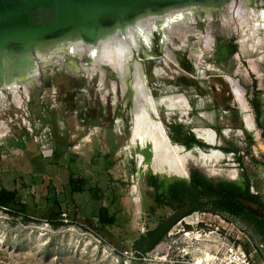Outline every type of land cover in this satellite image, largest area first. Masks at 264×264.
<instances>
[{
  "label": "rangeland",
  "instance_id": "374dc122",
  "mask_svg": "<svg viewBox=\"0 0 264 264\" xmlns=\"http://www.w3.org/2000/svg\"><path fill=\"white\" fill-rule=\"evenodd\" d=\"M251 1L248 7L259 15L252 16L242 29L229 22L225 28L216 19L209 47L200 35L189 36L182 45L173 34L165 38L161 29L164 50L171 48L174 62L165 57L164 51L160 60L147 63L145 78L157 100L177 99V106L187 111L185 117L174 105L160 111L167 133L178 147L186 149L182 144L187 131L211 128L219 137L216 147L233 143L242 150L238 155L241 164L237 155L223 151L227 159L219 162L190 160L186 170L190 178L185 182L190 183L194 171L215 183L244 185L249 180L251 192L259 194L264 202V114L259 127L249 103L255 97L257 81V96L264 112V77L260 79L253 68L255 62L264 75V0ZM214 14L218 18L224 15V9ZM203 19V13L197 12L193 25L202 35L208 29ZM233 44L238 52L232 55ZM66 55L62 59L53 57L48 64V76L56 85L44 87L37 76H32L19 81L16 88L1 91L0 184L9 193L17 191L16 199L28 205L31 215L0 210V264H195L200 259L207 264L206 257L226 242L227 233H233L231 241L241 237L256 264H264V234L253 218L233 217L221 211H193L182 216L163 240L144 251L150 239L141 240L142 235L162 222L169 225L180 213L169 206L153 211L156 188L149 185V171L158 177L155 183L161 191H168L181 178L170 172L155 173L148 160L149 146H131L129 96L115 99L111 76L101 79L93 73L89 78L93 90L90 94L77 91L61 95L57 86L60 79L52 75ZM82 62L78 60L77 67ZM39 67L41 70L43 64ZM107 72L113 73L110 69ZM228 77L238 79L242 86L257 126L255 133L245 128ZM27 81L32 83L28 95L23 86ZM247 133L253 140L247 139ZM71 174L84 181L83 192H73ZM250 206L264 220V208ZM103 207L116 217L114 225L99 222ZM60 211L63 222L56 227L50 219Z\"/></svg>",
  "mask_w": 264,
  "mask_h": 264
},
{
  "label": "bare ground",
  "instance_id": "6f19581e",
  "mask_svg": "<svg viewBox=\"0 0 264 264\" xmlns=\"http://www.w3.org/2000/svg\"><path fill=\"white\" fill-rule=\"evenodd\" d=\"M249 2L252 1L183 0L168 2L160 6H142L136 13L133 24L129 21L127 22L124 15H107L93 24L90 30L92 37H85L82 34L77 38H73V29L53 34L48 39L50 44H53L48 46L51 52L48 58L52 59V53L63 51L62 48L65 46L67 47V53L73 55L76 60H83L78 69L83 70L89 78L93 73L99 72L100 78L104 79L106 76L104 68L111 69L115 76V80L112 82L115 99H119V97L125 98L129 93H132L133 96L132 108L129 110L133 125L131 130L132 136L130 138L131 146L135 143L142 148L153 146V152H150L153 153V157L151 155L150 167L155 173L164 174L170 172L174 173L178 178L187 179L186 170L190 160L200 158L205 162H219L226 160L227 157L221 150L215 149L220 142L217 133L211 128H196L195 132L199 139L215 146L212 151H200L195 147L196 150L189 152V150H183L171 141V137H169L161 117V108L174 105L183 117L186 116L187 111L177 106L179 103L177 99L165 98L161 101L157 100L153 93V98L151 97L150 88L147 85L143 72V65L134 57L141 47L139 33H141L140 39L142 38L147 43L153 32L162 28L165 38H168L169 34H173L178 37L182 45H184L185 40L189 36L200 35L205 39V46L209 47L214 37L212 24L216 19L222 21L225 28H227L226 22H229L230 26L242 29L249 25L252 16L259 15L258 11H253L248 7ZM221 7L224 9V15L221 16L220 14L216 18L217 15L215 16L214 12L220 10ZM197 12L203 13V20L208 23L206 34L202 35V33L193 27ZM188 22L190 23L188 24ZM165 43L164 40V47ZM170 49L167 47L165 57L170 62H174ZM175 49L176 51L180 50V48ZM0 52L4 58L9 57L10 59H14L16 55V50L11 49L7 44L0 47ZM26 55L31 61H36L38 57L41 58V61L47 60L42 53L35 51L32 47H28ZM254 64L253 68L255 72L262 79L264 77L262 70H257V64L255 62ZM159 71L158 69L157 72ZM31 72L32 68L27 67L20 71V75L30 74ZM9 80L10 82L7 83L8 80L3 79V84L10 85L7 87H18V82H15L12 78ZM227 81L232 87L236 101L241 106L246 129L255 133L257 126L250 113L249 106L245 103V96L239 80L228 77ZM31 85L30 81L23 84L26 95L29 94ZM17 97L16 102L20 104V97ZM1 103L2 96L0 91ZM170 109H173V107ZM138 158L142 164L144 157L141 153ZM206 258V263L211 264L212 260L215 259V254H208ZM195 264H205L204 259H200Z\"/></svg>",
  "mask_w": 264,
  "mask_h": 264
},
{
  "label": "water",
  "instance_id": "95a60500",
  "mask_svg": "<svg viewBox=\"0 0 264 264\" xmlns=\"http://www.w3.org/2000/svg\"><path fill=\"white\" fill-rule=\"evenodd\" d=\"M172 1L183 0H0V47L7 44L11 49L16 50L14 59L4 58L0 52V91L10 86L3 84V79H7V83L11 78L19 82L39 75V66L41 64L47 66L51 61L48 58L51 55L48 46L53 44H50L48 39L53 34L73 29V38L82 34L85 37H92L90 30L93 24L104 16L124 15L126 21L133 24L134 17L142 6H160ZM139 34L140 40L141 33ZM28 47L42 53L47 60L41 61L38 57L36 61H31L26 55ZM62 50L58 53L53 52L52 56L62 57L68 54L67 47L63 46ZM140 63L142 65V62ZM27 67L32 68V72L20 75V71ZM150 93L153 98L151 88ZM193 133L198 140H201L195 129ZM203 142L209 147H215ZM197 148L200 151L213 150V148ZM148 149L149 152H153L154 147ZM193 150L196 148L189 152ZM151 155L153 157V153ZM186 175L187 179L184 180L187 181L190 178L189 172ZM167 178L172 177L167 176Z\"/></svg>",
  "mask_w": 264,
  "mask_h": 264
},
{
  "label": "trees",
  "instance_id": "16d2710c",
  "mask_svg": "<svg viewBox=\"0 0 264 264\" xmlns=\"http://www.w3.org/2000/svg\"><path fill=\"white\" fill-rule=\"evenodd\" d=\"M231 43H233L231 41ZM238 52V46L232 45L231 54ZM257 81H254V88L257 90ZM255 90V97L249 100V103L256 114V123L261 127V118L263 117V106L258 98V92ZM241 129H243L241 127ZM178 132H182L180 129ZM221 133V129L218 130V134ZM186 141L182 144L186 150H191L194 147H200L201 149L215 148L209 147L201 140H198L193 132L187 131L185 133ZM262 135L264 136V129ZM247 139L253 140V137L247 133ZM178 144V142H173ZM226 154L239 155L242 151L233 143H228L226 147H216ZM147 150V149H146ZM250 148L247 152L250 153ZM151 161V153L148 154V160ZM239 164L242 163L241 156L237 157ZM149 185L156 188L154 195L153 211L156 208L163 206H169L175 210H180V213L172 218L169 225H165L162 222L157 229L147 234L142 235L141 240L150 239L148 247L144 251L152 250L163 238L167 235L169 228L181 219L182 216H187L193 211L209 212L221 211L227 213L233 217L244 218L249 216L253 218L254 225L261 230L264 234V220L257 212L250 206L251 204L258 205L264 208V202L259 194L251 192L250 181L247 180L244 185L229 182H213L206 178L198 171H194L190 183L187 184L184 179L178 180L176 185L171 186L168 191H161L157 186L155 180L158 178L154 176L150 171L148 173ZM184 180V181H183ZM70 185L73 192L84 191V181L75 177V174H71ZM93 190V189H92ZM94 191V190H93ZM17 191L9 193V191L0 184V210L7 211L11 214L18 216L28 217L31 215L29 207L26 203L18 201L16 199ZM212 206L211 209H205L206 206ZM116 217L111 215L106 207L100 209L99 222L103 225H114L116 223ZM56 227H58L62 221V212H58L56 216L50 219ZM139 242V241H138ZM138 244V243H137ZM138 248V247H136Z\"/></svg>",
  "mask_w": 264,
  "mask_h": 264
},
{
  "label": "flooded vegetation",
  "instance_id": "af4514ba",
  "mask_svg": "<svg viewBox=\"0 0 264 264\" xmlns=\"http://www.w3.org/2000/svg\"><path fill=\"white\" fill-rule=\"evenodd\" d=\"M161 35H162L161 30L157 29L153 32L152 36L150 37V40L147 43L142 38L140 39L141 47L139 51L136 52L135 59L142 62L144 75H145L146 66L150 64V61L160 60L162 53H164L165 51L164 50V38ZM60 58L62 59V57ZM77 61L78 60H76V58L73 55L68 53L66 55L65 62H60L59 65H57V69L55 70V73L52 75L55 78L59 77L60 79V82L58 83L57 86H58V90L60 91L61 95L64 93L65 94L67 93L69 94L73 92L77 93V91L83 92L84 94L88 92L90 94V92L93 91L91 90L92 83L90 82L88 75H86V73L83 70L78 69ZM104 69L106 71V76L108 77L111 76V78H109V82L112 88V82L115 80V76L113 73L107 72L109 68H104ZM49 70H50L49 65L47 66L43 65V67L39 71V75L37 76V78L40 82H42V86L47 87V85H49V88H50L56 84H54V81L50 79V76H48ZM81 73L85 75L81 76ZM98 75H99V72H98ZM128 96L129 97L127 98V103L129 106L128 105L127 106L129 107V110H131L132 98H133L132 93H129ZM129 114H130V111H129ZM129 122L131 123V126L128 125V129L130 128V131H131L133 127L132 118H131V121H128V123ZM131 136H132V131H131ZM142 151H145V150H142Z\"/></svg>",
  "mask_w": 264,
  "mask_h": 264
},
{
  "label": "built area",
  "instance_id": "2783aa9c",
  "mask_svg": "<svg viewBox=\"0 0 264 264\" xmlns=\"http://www.w3.org/2000/svg\"><path fill=\"white\" fill-rule=\"evenodd\" d=\"M201 223H198L197 225H200ZM210 232L212 231L210 230ZM241 233L244 234L243 232ZM230 238H235L233 233H227L224 237L226 242H223L221 247H215V259L212 260L211 264H256L253 259V254H249L246 251L245 241L239 236L234 241H231ZM240 240L241 242H238Z\"/></svg>",
  "mask_w": 264,
  "mask_h": 264
}]
</instances>
